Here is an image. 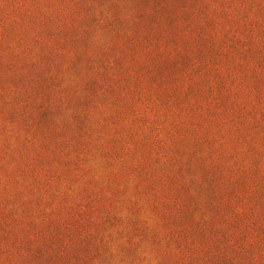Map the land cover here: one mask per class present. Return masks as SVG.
I'll return each mask as SVG.
<instances>
[{
  "label": "rangeland",
  "instance_id": "374dc122",
  "mask_svg": "<svg viewBox=\"0 0 264 264\" xmlns=\"http://www.w3.org/2000/svg\"><path fill=\"white\" fill-rule=\"evenodd\" d=\"M0 264H264V0H0Z\"/></svg>",
  "mask_w": 264,
  "mask_h": 264
}]
</instances>
